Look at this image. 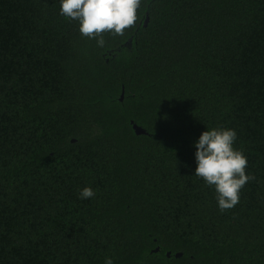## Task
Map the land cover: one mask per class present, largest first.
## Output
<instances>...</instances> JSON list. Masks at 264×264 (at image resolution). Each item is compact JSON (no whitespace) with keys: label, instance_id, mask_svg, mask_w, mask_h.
<instances>
[{"label":"trees","instance_id":"trees-1","mask_svg":"<svg viewBox=\"0 0 264 264\" xmlns=\"http://www.w3.org/2000/svg\"><path fill=\"white\" fill-rule=\"evenodd\" d=\"M60 7L0 0V264H264V0H142L103 48ZM213 128L255 176L224 212Z\"/></svg>","mask_w":264,"mask_h":264},{"label":"clouds","instance_id":"clouds-1","mask_svg":"<svg viewBox=\"0 0 264 264\" xmlns=\"http://www.w3.org/2000/svg\"><path fill=\"white\" fill-rule=\"evenodd\" d=\"M142 0H60V14L66 19L79 22L82 36L95 40L103 48L105 33L123 36L133 28L138 19V9ZM237 133L232 129L213 128L200 135L196 148L197 167L195 176L209 187H214L221 212L234 208L240 201L244 186L255 179L246 174L247 157L234 148ZM95 192L85 187L80 192L81 199H90ZM105 264H113L111 258Z\"/></svg>","mask_w":264,"mask_h":264},{"label":"water","instance_id":"water-1","mask_svg":"<svg viewBox=\"0 0 264 264\" xmlns=\"http://www.w3.org/2000/svg\"><path fill=\"white\" fill-rule=\"evenodd\" d=\"M146 21H147V19H146ZM132 125H133V128H134V130H135V132H136L137 135L147 134V132L144 129H142L140 126H138L137 124H134L132 122ZM157 250L158 249H156L155 251H157ZM167 255L170 256V253H167ZM181 255H182L181 253L176 254L177 257H180Z\"/></svg>","mask_w":264,"mask_h":264}]
</instances>
